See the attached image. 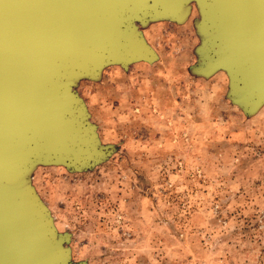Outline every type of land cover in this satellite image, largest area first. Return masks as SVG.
I'll return each mask as SVG.
<instances>
[{
    "label": "rangeland",
    "instance_id": "rangeland-1",
    "mask_svg": "<svg viewBox=\"0 0 264 264\" xmlns=\"http://www.w3.org/2000/svg\"><path fill=\"white\" fill-rule=\"evenodd\" d=\"M199 17L193 4L183 25L140 27L154 62L79 83L112 155L32 176L72 264H264V107L233 105L223 70L192 74Z\"/></svg>",
    "mask_w": 264,
    "mask_h": 264
},
{
    "label": "water",
    "instance_id": "water-1",
    "mask_svg": "<svg viewBox=\"0 0 264 264\" xmlns=\"http://www.w3.org/2000/svg\"><path fill=\"white\" fill-rule=\"evenodd\" d=\"M193 4L194 75L229 77L226 98L247 117L264 107V0H0V264H72L32 184L40 166L82 173L112 147L77 91L105 68L157 59L140 27L183 25ZM85 264V263H81Z\"/></svg>",
    "mask_w": 264,
    "mask_h": 264
}]
</instances>
